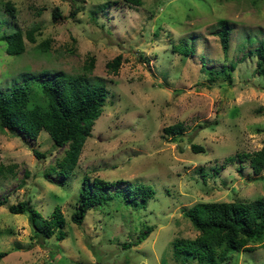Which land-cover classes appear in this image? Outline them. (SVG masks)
I'll return each instance as SVG.
<instances>
[{
	"label": "rangeland",
	"instance_id": "1",
	"mask_svg": "<svg viewBox=\"0 0 264 264\" xmlns=\"http://www.w3.org/2000/svg\"><path fill=\"white\" fill-rule=\"evenodd\" d=\"M221 19L231 28L225 54L216 35ZM13 29L22 32L24 50L8 55L0 39V90L25 79L37 86L58 71L81 73L90 56L88 77L105 85L107 97L65 179L50 170L63 149L44 130L32 142L0 130V164L14 165L0 174V264H198L172 255L174 238L197 234L182 209L264 196V170L255 175L239 158L264 149V55L256 53L264 44V0H141L134 7L120 0H0V36ZM44 40L48 49L39 54ZM116 55L120 64L111 72L105 63ZM208 70L227 77L208 81ZM173 123L183 131L164 134ZM193 144L202 151L192 152ZM83 175L107 181L109 192L147 185L153 194L143 206L107 196L75 225L69 217ZM21 200L44 218L58 206L65 237H34L26 213L6 210ZM146 226L148 235L130 245ZM249 245L229 251L221 264H264V241Z\"/></svg>",
	"mask_w": 264,
	"mask_h": 264
},
{
	"label": "trees",
	"instance_id": "2",
	"mask_svg": "<svg viewBox=\"0 0 264 264\" xmlns=\"http://www.w3.org/2000/svg\"><path fill=\"white\" fill-rule=\"evenodd\" d=\"M120 1L128 7L141 4V0ZM2 6L13 16L14 8L8 1ZM104 6L101 8L103 9ZM52 10L51 16L54 20L59 15L56 7ZM216 25L219 46L225 54L231 28L224 19L218 20ZM25 36L31 43L34 41L32 30ZM0 39L4 42L6 54L19 55L23 52V35L19 29L1 35ZM48 46V40L39 42L37 53L44 54ZM263 47L264 44L260 43L256 49L259 58H263ZM182 49L184 54L188 52ZM120 60L121 56L116 55L105 63L106 69L116 72ZM260 60L256 62V73L261 71ZM93 62L92 57H87L81 73L78 74L58 71L52 74L49 80L41 81L37 86H32V83L25 79L13 83L5 90H0V130L12 132L30 142L36 139L41 130H44L52 140L53 147L63 149L55 167L50 168L51 171H56L61 179H65L76 167L84 140L89 135L94 120L100 115L107 97L105 85L99 80L88 77ZM232 66L233 64L230 68ZM207 74H209L208 81H213L217 76L222 79L227 77L222 71L212 73L208 70ZM35 96L41 97V101L37 102ZM162 131L174 137L183 129L180 123H173L163 127ZM190 150L197 153L202 151V147L193 144ZM31 153L36 159L44 157L43 153L34 148H31ZM239 158L248 160L249 167L255 175L264 170L262 148L251 153H242ZM13 167L14 165L4 167L0 164V174L11 172ZM47 173L49 171H46ZM116 182L125 181L116 180ZM108 187L109 183L103 179L97 177L90 179L83 175L78 199L72 207L69 220L75 225H80L86 211L100 205L105 198H110L107 197L110 195L121 196L125 204L143 206L153 194L152 189L147 185H124L122 190L114 192H109ZM4 203L5 199L2 198L0 205ZM6 210L11 214L26 213L34 237L47 239L54 236L57 240L65 237L63 231L65 220L58 206H55L46 218L42 217L27 200L8 204ZM181 214L190 222L197 234L193 238L176 237L171 241L172 255L175 259L186 256L196 260L198 264H221L226 260L229 251H248L251 249L249 244H262L264 241V196L248 201H197L182 209ZM151 230L150 226H146L130 245L142 241ZM4 254L1 252L0 257Z\"/></svg>",
	"mask_w": 264,
	"mask_h": 264
}]
</instances>
